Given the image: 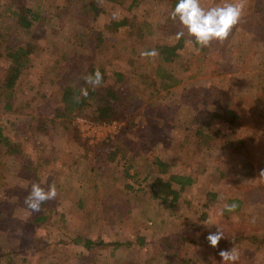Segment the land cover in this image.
I'll list each match as a JSON object with an SVG mask.
<instances>
[{"label":"rangeland","instance_id":"1","mask_svg":"<svg viewBox=\"0 0 264 264\" xmlns=\"http://www.w3.org/2000/svg\"><path fill=\"white\" fill-rule=\"evenodd\" d=\"M38 1L42 19L25 33L16 31L9 19L11 0H0V33L7 38L15 35L16 43L26 47L31 58L15 90L11 112L4 111L5 101L0 98V122L6 125L10 139L9 145L0 143L4 171L0 182V264H73V258L63 252L76 230L101 233L106 241L124 244L114 251L103 250L99 264H148L153 256L157 258L153 264H164L167 255H177L174 264H180L182 258L198 264H221L218 252L234 245L240 256L237 264H264V179L259 178L264 170V35L242 28L249 17L264 18V0H247L244 15L228 41L206 48L209 63L201 65L209 75L194 71L193 77L183 76L178 86L157 95L147 90L143 74L155 71L158 58L146 60L140 52L155 49L181 30L170 18L173 10L168 0H139L132 11L112 10L101 0H90L107 11L96 20L92 16L79 19L65 0ZM26 2L31 7L38 3ZM221 2L201 0V6L208 9ZM113 13L129 17L132 26L99 44L96 33L106 30ZM191 47L185 44L182 54H192L197 61L202 51ZM57 61L64 67L58 68ZM90 63L107 71L105 86L126 94L131 104L142 102L134 111L138 127L126 136L128 153L136 161L142 162V154L148 153L140 166L142 174L149 167L151 175H160L158 168L151 166L160 155L171 166V173L195 178L196 183L182 191L175 204L163 202L164 193L156 199L150 193L130 194L124 186L134 185L133 179L120 183L101 180L102 170L94 157L99 149L86 156L84 141L91 148L97 144L82 135L76 119L69 128L54 120L56 102L49 104V100L58 92L59 80L66 69L73 72ZM3 69L0 61V77ZM116 72L123 75L122 82ZM98 89L103 90L104 84ZM201 90L212 105H205L198 96ZM87 113L93 115L92 110ZM42 114L48 119L47 131L35 138L32 132ZM119 123L120 132L126 122ZM77 133L84 141L76 138ZM207 136L215 146L201 151L199 146ZM34 182L46 189L54 182L58 193L54 201L42 205L40 213H33L11 195L15 188L30 190ZM151 183L153 180L143 182ZM18 195L24 197L26 192L18 189ZM111 196L117 204L111 203ZM231 199L241 204L226 217L223 206ZM103 201L108 209L110 205L119 207L123 216L112 225L103 221ZM39 214L47 220L32 224L31 218ZM217 227L226 239L214 249L206 238ZM139 237L148 239L156 250L148 254L140 247Z\"/></svg>","mask_w":264,"mask_h":264},{"label":"trees","instance_id":"2","mask_svg":"<svg viewBox=\"0 0 264 264\" xmlns=\"http://www.w3.org/2000/svg\"><path fill=\"white\" fill-rule=\"evenodd\" d=\"M101 1L111 7L112 10L117 7L118 9L121 8L127 11H132L139 4V0ZM168 1L170 8L174 10L178 0ZM37 2L36 6L31 7L27 4L26 0H11L8 6V11L10 13L9 19L16 26V31L29 33L34 25L40 22L42 19V15L40 13L41 2L38 0ZM65 2L66 5L74 11L79 19L84 16H92L93 19L96 20L107 13L105 7L97 5L96 3H91L90 0H65ZM130 26H132V21L129 17H118L115 13H113L110 18V22H108L106 26V30L96 33L97 41L99 44H103L106 40L122 34L123 29ZM242 28L246 32L264 35V18L249 17ZM14 36L15 35H11L7 38V36L0 33V61L4 64V75L0 77V98H4V111L6 113L11 112L15 104V90L21 85V79L24 77V74L31 62L30 52L26 47L17 44ZM194 47L198 48L199 46H193L191 49L194 50ZM184 48L185 38L180 41H174L170 38L169 40L155 46V49L159 52V56L157 57L158 65L154 72L143 74V79L149 92L156 95L162 92H169L181 83L182 78H184L183 76L187 75L189 77H193L194 71H197V75L204 74L205 68L203 67L204 65H201V63H209V53H207V49H200L202 52L198 55L197 61H194L192 54L187 56L182 54ZM229 49L233 51L231 48ZM233 52L239 53L240 49L237 48L236 51ZM223 58L225 59L227 57ZM61 61L64 62L66 59ZM57 67L63 68L64 65L60 61H57ZM96 69H99L103 74V90H99L98 87L93 90L92 87L87 85L83 79L84 76L94 73ZM69 71H71V69H66L67 73L64 75L63 79H60L58 82V92L52 93L51 95L53 99L49 100V104H51L53 100L56 102V107L53 112L54 120H60L63 126L68 128L77 117L92 118L94 121L100 123H110L114 121L126 122L125 127L123 129L121 128V131L116 134L114 138H112L109 142L99 143L100 145L97 144L94 148L89 147L86 141H84L77 133L76 138L84 141L86 156H88V154L92 151L99 149L95 152L94 157L97 160L99 170H102L103 175H100L102 176L101 180H112L120 183L122 180L125 182L127 179H133L135 184L137 183L138 186L135 184H128L124 186V188L130 191V194L133 192L137 194V196H140V194L148 195L147 193H150V196L156 199V196L160 197V194L164 193L166 196L163 202H170L171 205L175 204L180 198L181 192L196 183L195 178L192 175L186 176L171 173V166L165 162L160 155L156 156L154 161L151 162V166H156L158 168L160 175H151V168L149 167L148 172L142 174L140 166H144L143 163L148 153L142 154L143 160L140 163L135 160L131 153H128L129 145L127 142L129 140L126 136L128 135V132L138 127L136 125V113L134 111L139 108L140 104L142 106V102L131 104L126 99V94L119 92L115 87L105 86L108 79L107 71L94 63H90L87 68L77 66L73 72ZM205 73L209 75V72ZM115 76L120 82L123 81L124 77L120 72H116ZM85 87H87L89 91L88 97H81L79 102H77L74 97L79 96L80 89ZM198 96L202 98V100L206 101L205 105H212V101H207L205 99V92L203 90L198 92ZM88 110H92L93 115H89V113H87ZM232 115L233 114H231V116ZM41 116L42 117L38 122V127H35L36 129L32 132V136L35 138L37 134H43V132L47 131L46 125L48 119L47 117H44V114ZM5 127L6 125L0 122V143L9 145L10 139L6 134ZM214 146L213 138L211 136H207L206 141L202 142L199 148L202 151V148L211 149ZM19 150L20 149L17 151L16 149L18 154L21 152ZM124 152H126L127 155L123 156ZM3 172V163L0 160V182L4 178ZM140 177H142V180H139ZM148 180H153V183L150 185L143 184V182H147ZM176 186H179V188L177 189ZM18 189L19 191L24 190L26 195L24 197H20L18 195ZM29 192V189L19 187L13 189L11 191V195L18 199L17 202L24 205V198L29 194ZM169 196H172V199H169ZM213 197H215V195H213ZM110 201L112 204H117V200L114 199V196H111ZM234 203H237L238 206L241 204V202L237 199H231L229 201V204ZM102 204H104L101 206V213L104 211L103 221L107 222L109 225H112L115 223V220L123 217L118 212L119 207L110 205L108 209L105 201H103ZM229 213L230 212L225 211L223 214L226 217H229ZM46 220L47 218L44 214H39L31 218V223H44ZM237 240L239 241L240 238ZM138 243L148 254L157 248L145 237H139ZM224 243V241H220L221 245ZM128 244L132 245V243ZM65 245V252H63V254L70 256L71 259L73 258V264H99L100 256L103 250L114 251L124 246L123 243L115 240L106 241L101 233L94 235L86 230L74 231L73 236L66 241ZM59 246L61 245L58 244L56 247L59 248ZM13 255L16 254H12L11 256ZM175 258L174 255H167L165 257L164 264H174ZM155 260H157L155 256L150 257L149 263L153 264ZM180 264L198 263L182 258Z\"/></svg>","mask_w":264,"mask_h":264},{"label":"clouds","instance_id":"3","mask_svg":"<svg viewBox=\"0 0 264 264\" xmlns=\"http://www.w3.org/2000/svg\"><path fill=\"white\" fill-rule=\"evenodd\" d=\"M247 0H222L221 3L205 9L201 6V0H178L174 10L170 14L173 22H178L181 30L177 31L172 39L180 41L185 36L186 45L199 46L196 51L210 47L214 42L221 45L228 41V38L236 25H238L244 15ZM140 56L146 60L154 61L159 52L156 49L140 52ZM85 83L95 90L103 83V74L99 69L94 73L83 77ZM88 88H81L80 95L74 97L79 102L81 97L87 98ZM259 178L264 179V170L260 171ZM57 188L55 183L48 185L47 189L42 187L39 182L31 184L29 194L24 198V205L33 213H40L42 205L57 198ZM224 210L234 212L238 205L225 204ZM222 214V213H221ZM207 241L212 248H218L220 241L226 239L222 229L217 227L216 232L207 236ZM218 255L221 258V264H237L240 259L239 252L234 245L230 250H220Z\"/></svg>","mask_w":264,"mask_h":264},{"label":"built area","instance_id":"4","mask_svg":"<svg viewBox=\"0 0 264 264\" xmlns=\"http://www.w3.org/2000/svg\"><path fill=\"white\" fill-rule=\"evenodd\" d=\"M75 124L82 135L90 140L91 144L95 145L103 142H109L110 139L114 138V136L118 134L120 129L119 122L114 121L110 123H100L83 117H77Z\"/></svg>","mask_w":264,"mask_h":264}]
</instances>
